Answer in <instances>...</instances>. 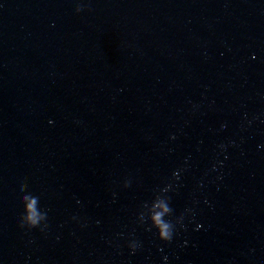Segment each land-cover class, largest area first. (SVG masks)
<instances>
[{"label":"water","instance_id":"water-1","mask_svg":"<svg viewBox=\"0 0 264 264\" xmlns=\"http://www.w3.org/2000/svg\"><path fill=\"white\" fill-rule=\"evenodd\" d=\"M70 2L0 0V264H264V0Z\"/></svg>","mask_w":264,"mask_h":264},{"label":"clouds","instance_id":"clouds-1","mask_svg":"<svg viewBox=\"0 0 264 264\" xmlns=\"http://www.w3.org/2000/svg\"><path fill=\"white\" fill-rule=\"evenodd\" d=\"M65 3H71L70 0H64ZM84 10V6L77 3L74 4V8L73 11L74 13L78 14L81 11ZM255 57H253L254 59ZM49 124H52L53 122L51 120L48 121ZM224 127H226V125L221 124V129H223ZM170 139H175V136L170 137ZM221 150L225 149V145L221 144L218 146ZM259 147H264V145H258ZM227 157H225L226 159ZM217 163H221L219 161H217ZM217 163H214L212 165V170L215 171L216 167H217ZM22 202L24 203V212L25 215L22 217L23 223L20 225L21 228L27 227L29 229L31 228H35L39 222L40 217H38L36 211H35V199L34 198H29V197H23L22 198ZM77 203H79V201H77ZM154 209H159L160 211L155 212V214L152 216V222H153V227L156 229V238L159 241L162 242H170L173 239L174 234L172 233V231H170L169 229V225L164 223L161 219L162 215L166 212L169 211L168 207L161 203V202H156L153 205ZM73 219H75V217H73ZM184 226L182 225V228ZM196 229L200 228L199 224H196ZM128 249L130 250L131 253H134L140 246L137 245L134 242H129L127 244ZM164 261L165 264L167 262V256L164 257Z\"/></svg>","mask_w":264,"mask_h":264}]
</instances>
